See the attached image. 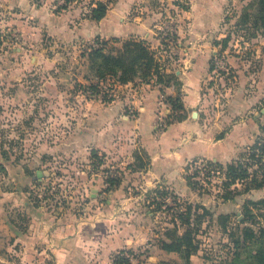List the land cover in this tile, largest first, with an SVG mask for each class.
<instances>
[{"label":"rangeland","instance_id":"obj_1","mask_svg":"<svg viewBox=\"0 0 264 264\" xmlns=\"http://www.w3.org/2000/svg\"><path fill=\"white\" fill-rule=\"evenodd\" d=\"M97 1L107 0H0V262L95 264L107 244L138 235L143 244L117 249L111 260L131 250L134 264H145L173 217L191 205L192 220L195 211L208 212L198 226V264H256L264 205L251 202L264 199V188L238 184L225 201L222 174L202 157L181 163L171 182H147L128 168L135 150L146 157L130 121L144 102L142 84L156 79L100 80L90 58L95 46L115 50V39L143 37L173 74L175 90L156 99L153 138L186 120L197 132L182 136L183 144H208L233 130L231 140L242 138L238 160L264 137V32L246 37L235 27L251 0H117L98 22L89 18ZM228 34L221 50L215 42ZM181 77L197 94L187 85L185 95ZM97 83L99 93L91 88ZM93 149L102 164L91 161ZM196 172L192 188L185 176ZM108 176L122 177L118 189H106ZM219 215L229 216L227 231ZM244 227L258 238L236 247L230 233L236 238Z\"/></svg>","mask_w":264,"mask_h":264},{"label":"trees","instance_id":"obj_2","mask_svg":"<svg viewBox=\"0 0 264 264\" xmlns=\"http://www.w3.org/2000/svg\"><path fill=\"white\" fill-rule=\"evenodd\" d=\"M116 0L97 1L95 6L91 8L89 18L93 21H101L104 19ZM235 27L244 29L247 32L246 37L256 36L258 33L264 32V0H251L242 10L241 14L236 19ZM99 40V38H98ZM232 41V35L228 34L221 40H216V46L221 50H226ZM115 42H120L121 46L115 50L106 48L104 45L95 46L90 50L91 66L94 69L96 77L100 80H106L108 77H115L121 85L134 83L136 79H140L145 83H150L152 79H156V84L169 87L172 83L173 74L168 72L166 64L162 63V59L157 55V52L152 48L150 43L145 39L130 37L124 40L115 39ZM105 44V43H104ZM213 63V62H212ZM214 65H210V71H214ZM233 77V76H232ZM234 78V77H233ZM91 88L95 93L100 92L99 83L92 84ZM162 90V89H161ZM113 95L109 97V101L114 100ZM104 101V99H103ZM224 134L219 136V139ZM145 152V151H144ZM144 158L141 150L133 152L135 164H130L128 168L133 170H143L149 165V162ZM91 161L102 164V159L98 156V150L91 151ZM207 168H213L215 173H221L223 182V200H232L236 193H239L238 184L245 186V191L252 189L264 188V137H259L254 144L241 153L238 160L222 164L219 162L207 161ZM251 169L252 172H251ZM211 170V171H213ZM210 172V171H209ZM208 172V175H210ZM196 173L186 174L185 179L187 184L192 188L198 184ZM108 184L107 190L112 191L118 189L122 184V177L105 179ZM234 190H232V188ZM254 206L264 205V199L259 202H251ZM197 208H200L198 206ZM203 211L205 210L204 206ZM185 212H179L171 220L172 227H167L158 238V246L167 252H175L183 256L185 262L190 264V259L199 251V242L197 239L198 226L205 217L207 210L203 213L195 211V218L192 220L193 207L186 206ZM247 213L249 210H246ZM250 213V212H249ZM228 215H219V226L227 231ZM180 225L184 226V231L179 232ZM233 243L239 247L242 243H246L258 238V234L250 227H244L241 234L235 238V235L230 233ZM133 252L131 250L120 251L113 260V264H133ZM256 264H264V252L256 251L253 255Z\"/></svg>","mask_w":264,"mask_h":264},{"label":"crops","instance_id":"obj_3","mask_svg":"<svg viewBox=\"0 0 264 264\" xmlns=\"http://www.w3.org/2000/svg\"><path fill=\"white\" fill-rule=\"evenodd\" d=\"M118 2L112 5L113 7L117 6ZM114 7V8H115ZM112 7L109 9L108 13ZM107 13V15H108ZM106 15V16H107ZM106 18V17H105ZM135 37V36H130ZM138 38V37H136ZM143 38V37H142ZM141 38V39H142ZM204 70V69H203ZM202 70V71H203ZM180 81L183 82V91L188 94L189 89L187 85H192L191 83H185V80L181 77ZM193 81V80H192ZM130 84V83H129ZM141 89L145 90V97L143 105L139 108L138 116L135 120H131L134 128L137 129L141 138L140 142L142 147H144V151L146 154V160L149 162V165L146 169L140 170L143 171V174H146L144 177L147 182H160V178L167 182H171L175 179V176L179 174V169H181V163H184L186 160L194 158V157H202L206 158L209 161H217L219 163H229L232 162L236 155V150L239 149L238 145L242 141V138H235V140H231L233 138V130L223 135L222 138H218L215 141L208 144H200L198 142H194L191 144H183L182 136H189L197 132L189 121H183L174 125H171L168 130L161 136L160 140L157 138H153V128L154 123L158 114L156 113V99L158 95L162 92H166L168 95H173L175 90L173 86L167 88H161V85L156 83L151 84H142ZM125 86H128L126 84ZM195 94H197L196 85H192ZM195 87V88H194ZM162 89V90H161ZM147 90V91H146ZM193 92V93H194ZM129 122V123H130ZM184 138H187L185 137ZM250 136V135H249ZM247 137V143H251V138ZM172 137V140H168L166 138ZM244 141V140H243ZM172 149H178L176 153L178 156H170L169 153ZM97 150V149H96ZM140 150V149H139ZM133 157V154H132ZM145 172V173H144ZM156 177L159 178L156 180ZM182 233V232H180ZM125 241L121 243H109L105 248L102 249L101 256H98L95 261V264H113L111 260L112 253L117 249L122 247H137L140 244H143L142 237H138V235L126 237ZM149 240V239H148ZM147 240V242H148ZM152 245V244H150ZM153 255L149 257L148 261L145 264H160L159 262H165L168 260H172V263L168 264H184L185 260L182 255L175 252H167L162 250L158 244L153 246ZM184 260V262H183ZM198 254L193 255L190 259V264H198L200 263ZM133 262V261H132ZM134 264V262H133ZM167 264V262L162 263Z\"/></svg>","mask_w":264,"mask_h":264},{"label":"built area","instance_id":"obj_4","mask_svg":"<svg viewBox=\"0 0 264 264\" xmlns=\"http://www.w3.org/2000/svg\"><path fill=\"white\" fill-rule=\"evenodd\" d=\"M162 124H159V126H161Z\"/></svg>","mask_w":264,"mask_h":264},{"label":"water","instance_id":"obj_5","mask_svg":"<svg viewBox=\"0 0 264 264\" xmlns=\"http://www.w3.org/2000/svg\"><path fill=\"white\" fill-rule=\"evenodd\" d=\"M40 175V174H39ZM0 264H2L1 262H0Z\"/></svg>","mask_w":264,"mask_h":264}]
</instances>
